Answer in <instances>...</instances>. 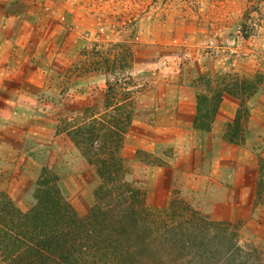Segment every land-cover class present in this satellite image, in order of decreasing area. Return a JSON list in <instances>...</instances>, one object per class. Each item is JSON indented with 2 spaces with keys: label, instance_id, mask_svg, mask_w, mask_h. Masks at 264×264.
Returning a JSON list of instances; mask_svg holds the SVG:
<instances>
[{
  "label": "rangeland",
  "instance_id": "rangeland-1",
  "mask_svg": "<svg viewBox=\"0 0 264 264\" xmlns=\"http://www.w3.org/2000/svg\"><path fill=\"white\" fill-rule=\"evenodd\" d=\"M251 3L0 0V190L29 185L27 201L12 197L27 210L47 169L78 174L79 196L95 197L100 177L72 126L130 112L121 155L146 203L181 198L264 261V23L244 16ZM225 83L237 93L198 128L200 96Z\"/></svg>",
  "mask_w": 264,
  "mask_h": 264
},
{
  "label": "trees",
  "instance_id": "trees-1",
  "mask_svg": "<svg viewBox=\"0 0 264 264\" xmlns=\"http://www.w3.org/2000/svg\"><path fill=\"white\" fill-rule=\"evenodd\" d=\"M254 15L264 23V0H252L244 16ZM249 27L242 25L245 37ZM231 86L217 85L210 100L200 96L198 128H211L223 92H236ZM131 120L130 112L121 111L72 126L74 142L100 177L88 215L77 213L62 193L58 174L47 169L27 210L0 190L3 264H264L228 226L203 217L183 199L174 198L165 209L146 203L143 190L126 179L121 155Z\"/></svg>",
  "mask_w": 264,
  "mask_h": 264
},
{
  "label": "crops",
  "instance_id": "crops-1",
  "mask_svg": "<svg viewBox=\"0 0 264 264\" xmlns=\"http://www.w3.org/2000/svg\"><path fill=\"white\" fill-rule=\"evenodd\" d=\"M236 113V112H235ZM72 157V166L79 161V159L82 158V155L80 151L76 154L73 155ZM36 163L38 164V169L36 171V176L39 175L41 166L39 167V161L37 160ZM60 187L62 192L64 191V184L67 183L69 180H72V192H70V195L63 192L64 195L69 198V201L72 202L73 207L75 210L80 214V215H86L90 213L92 208L95 205V197L92 195L91 191H88L87 195L82 199V197L79 196L80 190L84 189V186L79 182L78 174L72 173V175H67V174H61L60 173ZM6 188V187H4ZM8 190V187L6 188ZM29 185L28 187L24 188L20 194L12 191V189H9V192L11 193L12 197L14 198L15 201H27L29 197ZM28 191V192H27ZM29 201V200H28ZM0 264H3V259H2V252L0 250Z\"/></svg>",
  "mask_w": 264,
  "mask_h": 264
}]
</instances>
